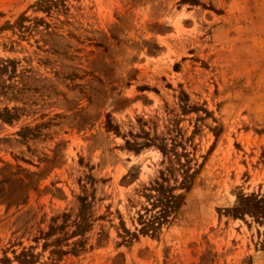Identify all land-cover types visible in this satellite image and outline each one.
<instances>
[{
  "label": "rangeland",
  "instance_id": "374dc122",
  "mask_svg": "<svg viewBox=\"0 0 264 264\" xmlns=\"http://www.w3.org/2000/svg\"><path fill=\"white\" fill-rule=\"evenodd\" d=\"M146 137L195 171L154 235ZM250 193L264 0H0V264H264V226L226 211Z\"/></svg>",
  "mask_w": 264,
  "mask_h": 264
},
{
  "label": "trees",
  "instance_id": "16d2710c",
  "mask_svg": "<svg viewBox=\"0 0 264 264\" xmlns=\"http://www.w3.org/2000/svg\"><path fill=\"white\" fill-rule=\"evenodd\" d=\"M125 142L135 153L144 147L155 145L166 159L162 161L166 165L163 170L159 171L158 177L143 188V196L147 199L148 204L142 207L143 212L139 213L137 217L139 224L137 233L154 235L160 225L169 222L171 215L175 217L181 205L184 204V192L190 188L195 171H191L187 153L185 151L178 152L174 146L168 147L165 143L154 144L152 143L154 139L151 137H146L142 142H130L129 140ZM170 180L173 181L172 184H169ZM226 211L234 218H244L247 215L264 226V194H239L236 197L235 205ZM81 219L83 221V218ZM82 221L76 225L79 231H82L84 227ZM76 232L74 230L73 235H76ZM124 232L129 237H135L137 234L131 233L127 229H124ZM80 242L81 240L75 244Z\"/></svg>",
  "mask_w": 264,
  "mask_h": 264
}]
</instances>
